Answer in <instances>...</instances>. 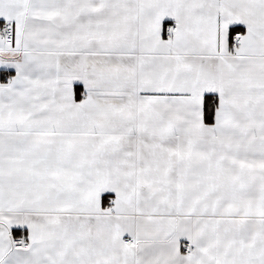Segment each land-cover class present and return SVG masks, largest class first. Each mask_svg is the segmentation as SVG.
<instances>
[{"label": "snow or ice", "instance_id": "snow-or-ice-1", "mask_svg": "<svg viewBox=\"0 0 264 264\" xmlns=\"http://www.w3.org/2000/svg\"><path fill=\"white\" fill-rule=\"evenodd\" d=\"M0 264H264V0H0Z\"/></svg>", "mask_w": 264, "mask_h": 264}]
</instances>
